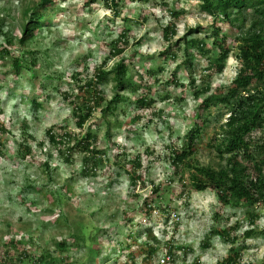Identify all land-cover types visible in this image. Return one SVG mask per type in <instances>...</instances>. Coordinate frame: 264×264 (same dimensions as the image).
<instances>
[{
  "label": "rangeland",
  "instance_id": "374dc122",
  "mask_svg": "<svg viewBox=\"0 0 264 264\" xmlns=\"http://www.w3.org/2000/svg\"><path fill=\"white\" fill-rule=\"evenodd\" d=\"M38 2L0 0V23L4 21V30L19 35L26 23L22 18L23 10ZM87 2L56 0L49 7L36 38L27 47V51L39 52L41 58L34 69L37 75L34 80L30 81L33 71H22L16 76L12 73L10 60L0 59V122L8 125V133L0 134L4 155H0V245L12 239L25 240L28 244L33 242L28 248L36 254L46 248L55 253L54 242L67 239L71 245L65 256L79 261L87 257L86 264H132L130 252L138 256L137 264H144L137 253L138 245L155 236L161 242L155 264H219L228 255L230 245L220 237H214L211 246L203 248L206 235L213 227L222 229L237 222L236 232L241 236L251 228L247 208L222 211L223 218H230L226 224L224 220L214 219L218 207L214 192H196L189 188V198L180 195L183 186L190 187V173L187 169L175 173L173 154L168 148L174 144L181 146L197 124L202 131L197 138L195 162L213 167L224 162L211 147L210 140L228 118L227 108L219 105L200 109L208 94L197 98L195 92L205 86L202 76L207 75L208 61L196 57L190 67L183 51L188 46L182 41L191 29L197 28L198 32L187 38L202 39L211 46V16L201 11L199 0L125 2L119 15H114L102 0ZM181 10L180 19H174L169 13ZM170 22L176 24L177 34L167 41L163 30ZM223 28V32L236 36L233 28L226 25ZM123 29L129 30L130 43L121 55L107 60L106 68L126 59L128 77L136 84L141 83V75L146 76L147 70L156 71L159 83L149 82L155 103L150 109L140 110L129 99L141 95L144 87L139 93L120 89L118 94L128 101L120 103L115 113H107L104 117L101 110L116 94L113 76L101 85L105 102L94 111L84 132L91 129L98 133L96 148L104 151L109 161L98 168L96 176L86 178L82 175L84 155L74 153L72 161L65 162L48 141L46 132L62 126L72 133L80 132L72 116V107L62 93L77 89V83L72 79L76 72L92 74L94 68L107 59L109 44ZM2 40L0 36V43ZM189 51L196 53L192 48ZM165 52L169 53L167 57ZM13 53L20 54V51L15 48ZM174 53L178 55L176 61L170 59ZM237 54L235 48L224 72L212 77L211 92L224 91L236 77L240 67ZM191 77L196 80L195 85L190 83ZM165 96L167 99H162ZM31 99L40 104L37 110ZM136 114H142V119L135 125L131 120ZM25 121L27 129L24 128ZM23 142L32 149L33 160L19 157V145ZM121 146L127 148L129 159L137 155L142 159L141 172L147 185L138 184L135 192L128 174L114 164L113 155L122 151L118 150ZM42 162H49V172ZM118 172L120 175L111 174ZM153 185L161 186L159 192L152 193ZM60 188L64 193L69 191L70 198L59 199ZM145 198H149L155 208L151 218L141 211ZM165 207L171 212L169 219ZM254 211L260 215L255 227L264 230V207L259 206ZM64 215L68 218L67 223L63 222ZM166 220L169 221L165 223ZM82 225L97 229L96 235L93 231L87 239L97 244L94 260L90 255L91 248L85 246L83 240L79 245L74 244L72 234ZM132 242L135 244L130 248L128 245ZM166 243L186 250L170 258L166 256ZM242 248L243 264H260L264 259V234L260 232ZM103 257L107 261H102Z\"/></svg>",
  "mask_w": 264,
  "mask_h": 264
},
{
  "label": "trees",
  "instance_id": "16d2710c",
  "mask_svg": "<svg viewBox=\"0 0 264 264\" xmlns=\"http://www.w3.org/2000/svg\"><path fill=\"white\" fill-rule=\"evenodd\" d=\"M55 1L39 0L38 3L27 6L23 10L22 15L26 23L19 35H14L12 31H5L4 21H1L0 36L3 37V40L0 43V59L2 61L10 60L14 75L19 76L22 71H33L30 81L37 78L34 69L39 66L41 58L38 57L39 52L27 51V47L29 42L36 38L37 30L42 25L41 22L45 20L49 7ZM102 1L114 15H119L125 2L134 3L147 0ZM199 1L201 2V11L211 16L213 20L212 34L211 37L209 36V39L213 41L211 46H209L205 40L187 38V35L191 37L192 34L198 32V29L194 28L182 40L188 46L183 51L186 56L185 62L190 67L193 66V58H205L208 61V66L205 69L207 75L202 76L205 86L195 92L197 98L208 94L201 102L200 109H209L212 106L219 105L227 108L228 118L219 126V133H214L210 140L211 147L218 152L224 162L217 167L210 165L200 166L195 162L194 155L198 152L197 138L202 131L201 126L197 124L186 135L181 146L174 144L168 148L171 149L173 154L171 159L175 173L179 174L185 169L190 173V187L183 186L184 189L180 195H188L187 198H189V188L196 192L207 190L214 192L218 200L214 219L217 221L224 220L226 224L230 222V218H223L222 211L226 208H247L246 213L249 217L251 228L245 230L241 236H238L236 232L237 222L234 226L227 225L222 229L213 227L202 244L203 248H208L211 246L210 241L212 238L220 237L226 244L230 245V248L228 255L219 264H243L242 247L245 246L248 240L259 235L260 232L264 234V230L259 231L255 227L260 220V215L255 214L254 211L259 206L264 207V0ZM97 2L98 0H88L87 3ZM164 6L167 7V4H164ZM169 13L174 19H180L183 11H170ZM224 25L236 30V36L233 37L223 32ZM128 33V29H123L119 37L109 44L107 59L100 66L95 67L92 74L82 75L81 72H76L72 76V79L77 83V89L72 92L68 90L62 93L63 98L72 107V116L75 118V124L80 132L78 134L72 133L65 126L53 127L46 132L48 141L57 149L65 162L70 163L74 153H82L84 155L82 175L86 178L96 176L98 168L104 165L105 161H109L107 154L96 148L99 142L98 133L92 132L91 129L84 132V127L92 118L94 111L99 110V107L105 102L101 92V85L107 83L110 76H113L116 94L111 101L107 102L106 107L101 110L104 117H106L107 113H115L120 103L128 101V98L118 94L120 89L139 93V89L144 87V92L141 95L130 98L131 100L129 99V102L140 110L150 109L155 103L153 89L149 82L159 83L156 71H146V76L153 80H148L145 75H141V83L136 84L132 78L128 77L126 59L122 58L110 69L106 68L107 60L109 61L111 58L121 55L129 45L130 37ZM163 34L164 39L170 41L177 34L176 24L170 22L164 28ZM236 44L238 46L235 47ZM180 45L181 43L178 42L177 46L180 47ZM15 48L20 51V54L13 53ZM189 48L194 49L196 53L191 54ZM235 48L238 50L237 60L240 64L236 77L224 91L216 89L211 92L212 77L224 72ZM168 54L164 53L166 57ZM170 59L176 61L178 59L177 53L171 54ZM1 74L7 75L5 72ZM190 83L195 85L196 80L191 77ZM162 99L167 98L165 96ZM31 103L34 110L40 107V104L35 99H31ZM141 119L142 114H136L131 121L135 124L140 122ZM27 127V121H25L24 128L27 129ZM6 133H8V125L0 122L1 136ZM107 137L110 138L109 133ZM1 148H3V145L0 142V155L4 156ZM118 150L122 151L113 155L114 164L119 170L124 169L128 174L133 192H135L134 189L137 188L138 184L146 187L147 183L141 172L143 171L141 156L137 155L134 159H129L126 147L121 146ZM32 154V149L25 142L19 145L18 155L21 159H34L35 156ZM42 165L46 166L45 170L49 172V162H42ZM111 174L120 175L119 172ZM33 187L31 188L34 189ZM160 188L161 186L159 185H153L152 193L159 192ZM58 191H60L59 199L61 197L64 199L70 198L68 196L69 191L64 193L62 188ZM154 210L151 200L145 198L143 210L141 209V211L145 213V216L151 218ZM164 212L167 213L168 216L166 218L169 219L171 212L168 207L164 208ZM63 218V222L67 223L68 218L66 215ZM168 221L166 220L165 223ZM96 230L95 228L82 225L72 234L73 239H75V245H79L83 240L85 246L91 248L90 255L92 254L93 260L94 256L96 259L94 253H96L97 244L91 243L87 239L92 236L93 231L96 235ZM148 233L149 235L151 234V229L148 230ZM80 234L81 236L79 237ZM31 244L33 242L28 244L25 240L12 239L8 243L0 245V264H86L88 262L87 257L79 261L73 259V257L65 256V252L69 250L71 245L67 239L54 242L55 253L46 248L36 254L32 248H28ZM134 244L132 242L128 246L132 248ZM160 244V240L152 236L150 240H145V242L138 245L137 253L142 256L144 264H155L161 252ZM239 245L242 247L239 248ZM166 247V256L170 258L175 257L179 251L186 250L184 247L174 246L171 243H166ZM98 253L100 252L97 251ZM130 253L133 259L132 264H137L136 259L138 256L134 255V252ZM104 259L107 261L105 257H103L102 261ZM158 264L160 263L158 262ZM260 264H264V259Z\"/></svg>",
  "mask_w": 264,
  "mask_h": 264
},
{
  "label": "built area",
  "instance_id": "2783aa9c",
  "mask_svg": "<svg viewBox=\"0 0 264 264\" xmlns=\"http://www.w3.org/2000/svg\"><path fill=\"white\" fill-rule=\"evenodd\" d=\"M163 262H164V260H163Z\"/></svg>",
  "mask_w": 264,
  "mask_h": 264
}]
</instances>
